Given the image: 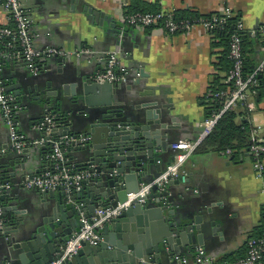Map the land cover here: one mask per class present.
Segmentation results:
<instances>
[{"label": "crops", "instance_id": "crops-1", "mask_svg": "<svg viewBox=\"0 0 264 264\" xmlns=\"http://www.w3.org/2000/svg\"><path fill=\"white\" fill-rule=\"evenodd\" d=\"M131 0H28V13L32 19L30 33L32 45L37 51L54 48L65 54V62L57 64L54 59L44 58L39 66L43 76L39 79L45 90L53 92L51 78L62 74L76 79L78 76L91 78L105 65V54L117 51L120 67L133 74L142 69L144 78L133 92L144 94L141 101L154 100L169 111L174 124L179 126L175 133L177 140L194 141L201 131L200 123L207 115L209 83L214 75L226 77L227 73L219 65L224 47L216 36H212L201 26L194 25L190 30L177 34H166L160 26L149 28H129L135 34L134 42L113 38L101 29L90 15L83 11L87 5L95 12L109 16L119 23L126 14ZM148 9L143 12L193 11L199 15L221 13L229 8L232 17L242 24L245 36L243 51L251 72L264 59V37L258 32L264 23V0H141ZM141 12V11H138ZM97 16H99L97 14ZM93 18V17H91ZM6 20L0 12V25ZM107 27L103 24V28ZM124 27V26H123ZM128 28V27H126ZM257 28V29H255ZM122 40L123 45L115 42ZM79 50L90 53L77 54ZM2 78L13 84L37 87L21 60H10L3 64ZM264 74V69L260 75ZM54 75V77H52ZM18 77L21 82L17 79ZM36 77V76H35ZM138 78V77H137ZM130 81V80H129ZM131 82V81H130ZM48 84V85H47ZM40 87V85H38ZM259 93V95H258ZM17 102V101H16ZM138 102V101H137ZM15 116L16 127L29 143L40 138L35 125L43 113L35 102L28 100L20 104ZM131 110L132 106H126ZM251 126H261L264 135V90L259 87L245 106ZM239 112H242L239 110ZM241 117L238 118V120ZM76 126H79L76 121ZM80 127V126H79ZM8 132L0 115V152L6 155L1 160L13 159L9 154ZM26 171L40 174L45 164V151L29 146ZM172 150L161 154L163 161L173 156ZM35 170L38 173L35 174ZM186 183L173 186L171 194L178 205L196 210L204 218L202 226L214 224L213 231L203 235L206 255L214 261H231L245 254L246 241L253 237L254 230L261 226V206L264 198V180L255 177L252 161L246 151L237 155L194 152L183 165ZM21 174V173H19ZM16 180V179H15ZM18 182V181H17ZM131 187L135 183L130 184ZM181 189V193L179 194ZM17 205L23 211L22 217L31 220L42 213L40 194L35 190H25L21 183L16 184ZM57 193V192H56ZM50 201V199H47ZM195 247L184 249L181 257L187 264H193ZM2 260L0 252V264ZM163 264H181L171 257L164 258Z\"/></svg>", "mask_w": 264, "mask_h": 264}, {"label": "water", "instance_id": "water-1", "mask_svg": "<svg viewBox=\"0 0 264 264\" xmlns=\"http://www.w3.org/2000/svg\"><path fill=\"white\" fill-rule=\"evenodd\" d=\"M83 11L111 37L135 41L132 30L117 20L87 5ZM115 44L122 46L123 42L118 40ZM50 58L57 64L65 62L57 54ZM57 73L61 75L51 78L53 92L46 91L39 81L43 72L31 80L37 85L35 88L13 84L4 77L6 91L20 104L28 100L35 102L43 113L42 119L46 115L55 116V126L48 133H40V138L46 141L39 148L43 153L50 152L52 144L64 137L89 138L83 145L71 141L66 150L76 170L88 176L82 180L80 190L69 198L61 191L35 190L40 194L42 213L31 220L24 219L16 203V184H22L28 176L25 155L29 150L26 148L18 154L11 148L9 154H14L13 159L0 161L2 264L56 261L70 236L78 232L81 217H92L99 206L115 207L125 200L127 193L136 192L141 184L156 179L174 161L175 153L168 161H163L161 154L171 150L180 127L168 117L169 111H162L163 106L154 100L141 101L139 98L145 95L133 92L140 78L146 77L142 69L133 82L128 80L119 85L98 84L83 76L70 79L60 69ZM15 79L21 82L18 77ZM258 85L264 90V74L258 76ZM126 106L133 108L128 110ZM2 156L6 155L0 152V159ZM131 183L135 186L131 187ZM173 186L183 188L178 180L169 181L162 192L153 186L144 204L133 202L99 231L101 241L97 245L83 244L62 264H163L164 258L181 257L184 249L203 245V235L213 231L214 224L202 226L204 218L196 210L177 208L171 194Z\"/></svg>", "mask_w": 264, "mask_h": 264}, {"label": "built area", "instance_id": "built-area-1", "mask_svg": "<svg viewBox=\"0 0 264 264\" xmlns=\"http://www.w3.org/2000/svg\"><path fill=\"white\" fill-rule=\"evenodd\" d=\"M28 0H0V12L4 14L6 23L0 25V42L6 38L10 40L5 46L11 51H0V115L4 123L9 138L10 148L16 153L21 154L24 149L33 146L35 149L46 144L44 139L29 143L26 137L16 127L15 116L20 110L15 97L6 91L5 81L2 78V68L4 61L21 60L31 75L37 76L40 71V62L44 58H50L54 54L66 56L67 54L48 48L44 51H37L32 45V35L30 27L32 19L27 8ZM106 1V0H101ZM125 1V0H124ZM218 16H212L210 19L201 21H192L190 19H175L172 12H135L125 14L121 18V25L128 28H149L160 26L166 34L172 35L190 30L194 25H201L207 33L214 36L217 30L223 27L227 18L232 16L229 8H225ZM242 31V24L239 21L234 33L228 40V55L231 67L226 75V82L231 84V89L221 92L215 96L223 99L222 106L217 113H213L200 123L201 131L194 141L177 140L170 149L175 153L174 161L166 166L159 176L148 184H141L138 191L126 194L125 200L117 203L115 207L99 206L94 210V215L90 218H80V228L78 232L73 233L65 243L59 258L50 264H62L75 255L83 244L97 245L101 241L99 231L113 219L117 218L124 210L128 209L133 202L144 204L151 193L153 186H156L159 192L165 190L166 184L171 180H178L182 183L186 180V173L183 165L187 159L196 151L199 144L208 136L221 115L225 112L235 111L240 106H246L249 97L255 93L258 86V76L264 69V59L261 64L248 75H244V55L242 48V38L239 32ZM258 32L264 37V23H262ZM90 53L89 50H79L77 54ZM117 51H109L105 54V65L103 69L98 70L92 75L91 80L94 83L103 84H123L130 80L133 82L139 77L138 72L130 74L127 70L120 67ZM55 126L52 116L46 115L36 123L35 129L42 132H49ZM88 137L79 136L78 138L64 137L56 140L43 158L45 164L44 170L37 175L27 176L22 187L25 190H37L40 192H58L61 191L67 198L79 191L81 182L87 178L86 172H78L75 164L66 155V150L71 141H78L83 145L88 141ZM227 154H231L229 150ZM246 152L251 158L252 169L255 177L264 180V135L261 126H253L249 136V146ZM1 187V184H0ZM9 189V185H6ZM264 198V191H262ZM3 210L0 202V227L3 225ZM261 219L264 222V201L261 206ZM193 264H264V234L259 238H249L245 244V254L242 257L231 261H214L209 258L204 249L199 246L193 251ZM174 259L181 264H187L183 257L175 256ZM8 264V263H5Z\"/></svg>", "mask_w": 264, "mask_h": 264}, {"label": "trees", "instance_id": "trees-1", "mask_svg": "<svg viewBox=\"0 0 264 264\" xmlns=\"http://www.w3.org/2000/svg\"><path fill=\"white\" fill-rule=\"evenodd\" d=\"M147 6L141 0H131L130 4L126 7V14L135 13L138 11H147ZM175 19H190L192 21H201L203 19H210L212 16H218V13H212L207 15H199L196 12L187 10L175 12ZM238 23L237 17H230L225 20L223 27L217 30L214 34L220 44L224 47L223 55L219 62L220 67L226 73L231 67L230 60L227 58L228 55V40L232 33L235 32ZM242 38V48L244 47L245 36L242 32H239ZM10 40L4 38L0 42V51H11L5 46ZM244 55V75L251 73L249 64L245 60ZM6 61H4L5 63ZM231 89V84L226 82V77L222 78L218 75H214L212 81L209 83L208 87V100H207V115L208 118L213 113H217L223 103V99L216 97V94L221 92H226ZM259 89V85L254 89L255 91ZM241 110L242 112H239ZM53 119L55 116L52 115ZM241 119L238 120V118ZM247 110L245 106H240L235 111L225 112L221 115L220 119L217 121L216 125L213 127L208 136L199 144L195 152H215V153H225L227 150L230 151L231 155L236 157L242 152L246 151L249 146V136L252 126L248 121ZM264 234V222H261V226L256 228L253 233V238H259ZM251 238V237H250ZM228 261V260H226Z\"/></svg>", "mask_w": 264, "mask_h": 264}]
</instances>
